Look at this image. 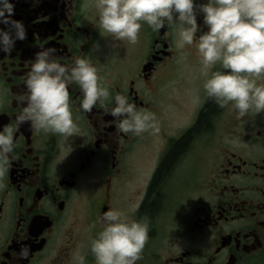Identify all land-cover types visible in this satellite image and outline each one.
Masks as SVG:
<instances>
[{"label": "flooded vegetation", "instance_id": "af4514ba", "mask_svg": "<svg viewBox=\"0 0 264 264\" xmlns=\"http://www.w3.org/2000/svg\"><path fill=\"white\" fill-rule=\"evenodd\" d=\"M10 2L27 35L11 55L0 52V128L14 125L24 106L19 93L36 52L53 47L66 66L90 58L110 91L154 113L160 131L120 133L106 114L114 105L85 113L76 84L69 87L75 135L23 124L0 190V264H75L77 254L96 264L90 241L110 209L149 223L136 264H264V111L239 118L231 105L216 104L208 124L191 132L209 101L204 69L195 43L175 47L167 22L158 32L142 22L130 44L100 29L95 0ZM196 19L198 37L207 27L203 14ZM217 70L219 63L208 71ZM183 85L179 100L171 92ZM24 245L27 260L18 256Z\"/></svg>", "mask_w": 264, "mask_h": 264}, {"label": "clouds", "instance_id": "9594fccd", "mask_svg": "<svg viewBox=\"0 0 264 264\" xmlns=\"http://www.w3.org/2000/svg\"><path fill=\"white\" fill-rule=\"evenodd\" d=\"M15 5L0 0V52L11 55L17 41L26 39L23 21L14 20ZM99 27L116 41L138 42L142 22L153 32L167 22L175 34L174 45L184 48L195 43L205 77L202 88L208 99L220 108L231 105L239 118L249 112L264 111V0H207L194 5V0H95ZM203 14L207 31L200 34L197 14ZM53 47L39 49L24 78L19 103L24 106L15 115L14 125L0 128V190L11 166V154L18 146L15 134L25 123L30 128L64 137L79 129L70 107L69 87L79 86L80 108L91 113L96 105L106 108L107 115L118 121L122 134L158 135L156 115L138 108L124 94L110 91V86L98 75L90 58L74 57L71 66L53 59ZM219 63L220 69L209 73ZM98 223L102 230L90 241V251L96 264H136L149 238L147 220H133L119 210L104 211ZM31 249L24 245L18 254L27 260ZM75 264H85L83 255L74 256Z\"/></svg>", "mask_w": 264, "mask_h": 264}, {"label": "trees", "instance_id": "16d2710c", "mask_svg": "<svg viewBox=\"0 0 264 264\" xmlns=\"http://www.w3.org/2000/svg\"><path fill=\"white\" fill-rule=\"evenodd\" d=\"M215 109H216V103L213 100L209 99L208 105L206 106V108L202 112L200 123H198L197 124L198 126L196 125V127L191 132H195L199 128L206 126L208 124V119L214 113ZM183 144H184L183 142L178 143L174 153L180 151L183 147ZM171 159L172 158L170 157V160H168V162L171 161ZM152 208H153V206L150 207V209H152Z\"/></svg>", "mask_w": 264, "mask_h": 264}, {"label": "rangeland", "instance_id": "374dc122", "mask_svg": "<svg viewBox=\"0 0 264 264\" xmlns=\"http://www.w3.org/2000/svg\"><path fill=\"white\" fill-rule=\"evenodd\" d=\"M186 82H187V80H186ZM186 82H185V83H186ZM176 87H177V85H176ZM176 87H174V89H173V91L171 92V94H173V92H174V94H175L176 96L179 95V100H182V95L180 96V94H182V92H185V91H186V86L183 85L182 88H176ZM171 94H170V95H171ZM174 97H175V96H174Z\"/></svg>", "mask_w": 264, "mask_h": 264}]
</instances>
